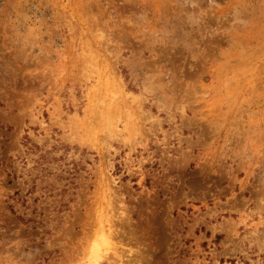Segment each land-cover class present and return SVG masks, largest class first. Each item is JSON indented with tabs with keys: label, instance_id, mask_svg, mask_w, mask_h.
I'll use <instances>...</instances> for the list:
<instances>
[{
	"label": "rangeland",
	"instance_id": "rangeland-1",
	"mask_svg": "<svg viewBox=\"0 0 264 264\" xmlns=\"http://www.w3.org/2000/svg\"><path fill=\"white\" fill-rule=\"evenodd\" d=\"M0 264H264V0H0Z\"/></svg>",
	"mask_w": 264,
	"mask_h": 264
}]
</instances>
